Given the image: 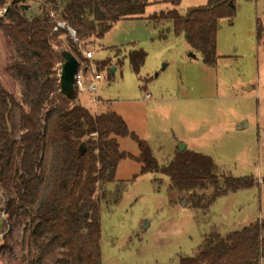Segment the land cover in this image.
<instances>
[{
  "label": "rangeland",
  "instance_id": "rangeland-1",
  "mask_svg": "<svg viewBox=\"0 0 264 264\" xmlns=\"http://www.w3.org/2000/svg\"><path fill=\"white\" fill-rule=\"evenodd\" d=\"M146 1L142 20L120 21L103 39L80 48L83 64H90L85 53L93 52L98 91L96 96L78 93L66 106L80 105L94 116L118 115L161 168L179 145H186L210 158L220 176L250 178L254 185L219 196L207 210L194 208L187 194L171 188L167 176L140 175L138 142L131 136L118 139L120 152L132 158L121 161L114 182L98 191L102 264H178L195 258L209 235L226 236L264 218V0H236L234 17L218 21L214 67L206 66L170 23L146 20L172 10L185 16L209 0H182L176 8L163 0ZM40 3L19 4L36 17ZM4 13L0 10V17ZM68 37L61 34L54 45L57 55L70 51ZM140 53L144 60L135 67L132 58L139 59ZM17 61L12 41L0 29V84L23 102L22 84L12 72ZM95 97L97 104L90 101ZM50 163L47 149L40 172L44 178ZM196 193L209 199L214 188ZM6 199L0 189V209ZM7 220L0 213V264H63L62 250L40 260L29 239V220Z\"/></svg>",
  "mask_w": 264,
  "mask_h": 264
},
{
  "label": "trees",
  "instance_id": "trees-1",
  "mask_svg": "<svg viewBox=\"0 0 264 264\" xmlns=\"http://www.w3.org/2000/svg\"><path fill=\"white\" fill-rule=\"evenodd\" d=\"M32 1L41 2L36 17L22 11L17 0H0V10H5L0 29L13 43L18 57L12 66L13 77L24 90L20 102L0 84V189L7 198L0 213L7 216L8 224L30 221L29 239L39 249L40 260L62 250L63 264H102L98 191L114 182L121 161L132 158L120 152L118 139H137L114 113L94 116L80 105H57L53 97L57 91L54 45L61 42V34L69 36V31L53 29L61 22L75 33L77 43L70 37L67 41L81 64L82 46L103 39L120 21L142 20L148 2L65 0L61 5L57 0ZM181 1L163 3L176 8ZM235 1L209 0L206 6L189 9L185 16L172 10L146 20L170 23L174 34L183 35L203 63L214 67L218 21L234 17ZM139 55V59L132 58L135 67L144 60V54ZM137 142L140 175L167 176L171 188L187 194L194 208L207 210L219 196L254 185L250 178L220 176L210 158L189 150L178 151L161 168L148 145ZM47 149L51 150V163L44 178L40 172ZM209 186L214 188L209 199L196 193ZM263 258L264 218L226 236L209 235L195 258H182L178 264H260Z\"/></svg>",
  "mask_w": 264,
  "mask_h": 264
},
{
  "label": "water",
  "instance_id": "water-1",
  "mask_svg": "<svg viewBox=\"0 0 264 264\" xmlns=\"http://www.w3.org/2000/svg\"><path fill=\"white\" fill-rule=\"evenodd\" d=\"M17 2L22 3L24 0H17ZM21 10L27 11L28 6L21 5ZM71 32L73 31L71 30ZM57 57H59V62L56 64V66L58 65V69H55L57 91L53 97L56 99L58 106L60 104L66 106L76 99L75 78L80 67V62L69 50H61ZM185 148V145H179L178 151L183 152ZM82 149H84V146H82Z\"/></svg>",
  "mask_w": 264,
  "mask_h": 264
},
{
  "label": "built area",
  "instance_id": "built-area-1",
  "mask_svg": "<svg viewBox=\"0 0 264 264\" xmlns=\"http://www.w3.org/2000/svg\"><path fill=\"white\" fill-rule=\"evenodd\" d=\"M68 29L71 37L74 39L75 42L77 40L75 39V33L71 32V30L66 27L64 23L58 22L56 26L54 27L53 31L57 32L59 29ZM85 60L87 62H90V64H80V67L78 69V72L76 74L75 78V87L77 90V93H87V94H93L97 95L98 91V82H99V74L95 67V65L92 63L93 60V52H86L85 53ZM145 99H150V95H146ZM91 102H94L97 104L99 100L97 97L90 100Z\"/></svg>",
  "mask_w": 264,
  "mask_h": 264
},
{
  "label": "crops",
  "instance_id": "crops-1",
  "mask_svg": "<svg viewBox=\"0 0 264 264\" xmlns=\"http://www.w3.org/2000/svg\"><path fill=\"white\" fill-rule=\"evenodd\" d=\"M91 114L94 115L93 113H91ZM95 116H96V115H95ZM185 146H186V145H185ZM185 150H189V149H188V146H186ZM185 150H184V151H185ZM184 151H183V152H184Z\"/></svg>",
  "mask_w": 264,
  "mask_h": 264
}]
</instances>
